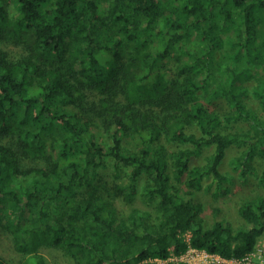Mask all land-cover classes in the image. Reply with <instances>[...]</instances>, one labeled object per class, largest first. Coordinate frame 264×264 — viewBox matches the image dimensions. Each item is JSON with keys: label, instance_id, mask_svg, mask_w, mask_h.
I'll return each mask as SVG.
<instances>
[{"label": "trees", "instance_id": "16d2710c", "mask_svg": "<svg viewBox=\"0 0 264 264\" xmlns=\"http://www.w3.org/2000/svg\"><path fill=\"white\" fill-rule=\"evenodd\" d=\"M231 149L240 178L256 175L264 0H0V231L16 264H48L42 249L74 264H158L187 232L193 247L245 256L264 240V198L241 204L242 228L207 226L172 184L225 189ZM136 198L154 218L118 212Z\"/></svg>", "mask_w": 264, "mask_h": 264}, {"label": "rangeland", "instance_id": "374dc122", "mask_svg": "<svg viewBox=\"0 0 264 264\" xmlns=\"http://www.w3.org/2000/svg\"><path fill=\"white\" fill-rule=\"evenodd\" d=\"M13 52L21 53L19 49L15 47L10 48ZM23 53V52H22ZM17 55V54H16ZM173 65L169 64L166 69V78L171 79L173 76ZM254 80H248L246 86L251 88L255 85ZM246 103L252 107L258 113H261V108L254 100L252 95L245 99ZM208 104V103H207ZM208 107L214 111H225L227 106L223 100H215L209 102ZM234 125V124H231ZM242 124L234 125V128L240 127ZM168 151L179 149V146L166 143ZM242 151L239 149H231L225 158L221 170L228 173L231 178L228 182L224 183L225 189L218 190L215 186L207 187L209 181H206L200 190L188 189L183 183H177L174 179L172 181L180 189L186 199H191L196 203H200L203 207L202 218L205 220L207 226H211L215 221L230 222L235 229L244 227V221L238 214V209L242 203L252 202L258 198H264V186L259 182V176L261 169L264 166V156L257 157L254 166L257 169L256 175H249L247 179H241L239 172L235 171L231 165V159ZM212 149L205 150L202 155L193 161V164H203L205 159L211 155ZM105 176L107 180H111L110 172ZM105 177V178H106ZM187 193V195H186ZM118 212L129 213L132 209H138L148 212L153 218L156 215V205H147L139 198H136L131 204L117 200L115 204ZM41 254L46 257L48 264H74V262L66 256L63 252L54 249H42ZM0 256L4 257L13 264L20 261V255L16 253L12 247L11 239L8 235L0 231Z\"/></svg>", "mask_w": 264, "mask_h": 264}, {"label": "built area", "instance_id": "2783aa9c", "mask_svg": "<svg viewBox=\"0 0 264 264\" xmlns=\"http://www.w3.org/2000/svg\"><path fill=\"white\" fill-rule=\"evenodd\" d=\"M186 249L175 254L170 250L168 257L164 260H150L158 264H264V240L257 242L254 250L241 258H225L219 254H212L206 250L198 249L191 245V234H181Z\"/></svg>", "mask_w": 264, "mask_h": 264}]
</instances>
